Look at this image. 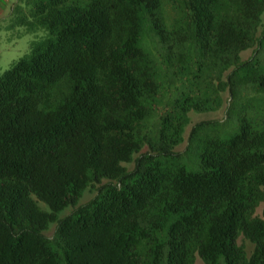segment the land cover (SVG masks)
<instances>
[{
	"label": "trees",
	"instance_id": "1",
	"mask_svg": "<svg viewBox=\"0 0 264 264\" xmlns=\"http://www.w3.org/2000/svg\"><path fill=\"white\" fill-rule=\"evenodd\" d=\"M27 2L48 37L0 73V264H264V0Z\"/></svg>",
	"mask_w": 264,
	"mask_h": 264
},
{
	"label": "rangeland",
	"instance_id": "2",
	"mask_svg": "<svg viewBox=\"0 0 264 264\" xmlns=\"http://www.w3.org/2000/svg\"><path fill=\"white\" fill-rule=\"evenodd\" d=\"M16 2V4L20 7L15 13L5 14L2 18H0V73L10 69L19 59L30 54L32 46L34 44L39 43L40 41L46 39L48 37V33L40 28L36 22L34 21V17H32L30 12V5L27 4V0H11ZM25 19L27 21H31V25L23 24L22 20ZM252 54L251 51H248L243 54V58L247 59ZM198 78H193V76L189 77V81L178 82L168 93V104L172 105L177 99L182 98L186 93H188L189 89H192L196 84ZM165 106L159 105V112L164 111ZM191 123L208 121V120H220L224 117V111L220 113L213 112H204V113H196L191 112ZM237 121V114H234L228 121L227 126H232ZM189 125V126H190ZM191 126L188 128L185 135V142L179 146L176 150L179 152H184L187 147V139L191 130ZM210 130L207 129L205 131H200L197 136V140L193 143V146L189 150V154L184 156L182 159L183 165L188 170L194 171L198 169V160L197 153L199 150V139L203 137L204 133H210ZM91 198V195L86 192L83 198L80 200L79 205L88 201ZM42 209H46L47 207L44 204H40ZM72 207L67 208L63 212L60 213L59 217L63 218L66 215L70 214ZM262 212V207L258 210L260 214ZM55 225H51L54 227ZM53 228L50 229L46 234L51 236L53 233ZM240 244H245L247 248L250 250L251 246L246 244L242 238L239 239ZM195 264H204L200 258H197Z\"/></svg>",
	"mask_w": 264,
	"mask_h": 264
},
{
	"label": "crops",
	"instance_id": "3",
	"mask_svg": "<svg viewBox=\"0 0 264 264\" xmlns=\"http://www.w3.org/2000/svg\"><path fill=\"white\" fill-rule=\"evenodd\" d=\"M20 8L16 2L11 0H0V18L5 16L8 13H15L17 9Z\"/></svg>",
	"mask_w": 264,
	"mask_h": 264
}]
</instances>
